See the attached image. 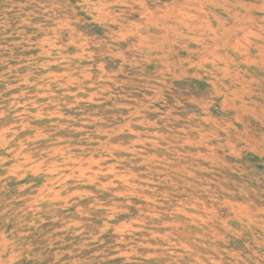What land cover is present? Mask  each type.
<instances>
[{
  "label": "rangeland",
  "instance_id": "374dc122",
  "mask_svg": "<svg viewBox=\"0 0 264 264\" xmlns=\"http://www.w3.org/2000/svg\"><path fill=\"white\" fill-rule=\"evenodd\" d=\"M0 264H264V0H0Z\"/></svg>",
  "mask_w": 264,
  "mask_h": 264
}]
</instances>
